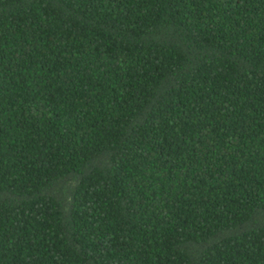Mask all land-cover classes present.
<instances>
[{
    "label": "trees",
    "instance_id": "obj_1",
    "mask_svg": "<svg viewBox=\"0 0 264 264\" xmlns=\"http://www.w3.org/2000/svg\"><path fill=\"white\" fill-rule=\"evenodd\" d=\"M0 264H264V0H0Z\"/></svg>",
    "mask_w": 264,
    "mask_h": 264
}]
</instances>
